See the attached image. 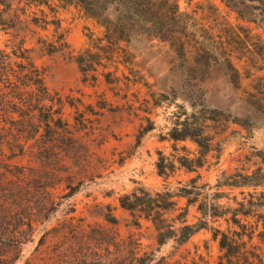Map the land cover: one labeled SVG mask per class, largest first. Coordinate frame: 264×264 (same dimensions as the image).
I'll return each mask as SVG.
<instances>
[{"label":"rangeland","instance_id":"374dc122","mask_svg":"<svg viewBox=\"0 0 264 264\" xmlns=\"http://www.w3.org/2000/svg\"><path fill=\"white\" fill-rule=\"evenodd\" d=\"M176 1L184 55L143 30L107 46L104 27L75 3L6 0L14 26L0 30V49L29 50L61 100V123L40 125L35 111L14 124L17 113L0 111V264H132L133 251L149 264H217L213 229L232 234L241 226L264 248V26L220 0ZM108 14L115 18L112 8ZM200 53L208 66L196 65ZM79 54L99 55L101 64L83 74ZM186 117L203 125L211 149L197 172L178 169L164 179L158 151L197 154L191 140L167 136ZM197 173L208 192L221 193L223 215L180 246L172 239L158 245L152 222L141 217L135 224L118 204L138 184L174 188ZM238 174L258 185L216 189L218 181H241ZM185 205L178 198L167 217ZM199 217L195 205L187 206V222Z\"/></svg>","mask_w":264,"mask_h":264},{"label":"trees","instance_id":"16d2710c","mask_svg":"<svg viewBox=\"0 0 264 264\" xmlns=\"http://www.w3.org/2000/svg\"><path fill=\"white\" fill-rule=\"evenodd\" d=\"M60 1L75 3L86 15L101 24L104 27V34L100 40H105L107 46L116 45L121 41L128 42L133 32L137 34L143 30L149 36L167 40L178 54L184 55L187 41L177 36L178 30L176 29L180 27L178 19L180 13L176 0ZM220 1L234 10L240 18L254 23L260 22L264 26V7L255 3L264 2V0ZM111 8L115 12V18L108 14ZM9 10L10 4L6 0H0V30H8L14 26V19L9 15ZM99 49L104 50L105 47L102 46ZM199 50L206 54L207 50L204 47H199ZM28 52V49L20 46L11 53L0 49V111L3 114L17 113L20 119L13 120L14 124L28 122L34 116V112L38 111L42 116H39L38 124L41 125L43 122L46 127H49L52 122L59 125L61 120L55 118V114L60 111L61 100L59 98L55 100L52 97L45 84L43 72L33 64ZM12 56L20 58L21 62H15ZM98 56L94 54H90L89 58H84L81 54L76 56V62L83 74L95 70V65L101 64V57ZM201 57L203 58L201 53L195 57L196 65L208 66L209 58L202 60ZM93 80H95L94 77ZM106 81H110L109 78H106ZM149 129L151 127L145 128L144 131ZM203 129L201 123L197 120H190L189 117L174 122V126L167 132L168 138L172 141L191 140L196 146L197 154L190 157L189 151L183 148L185 154L172 155L170 158L158 151L156 170L159 176L168 179L178 169L197 172L204 165L207 153L211 149V142ZM173 149H177L175 145ZM238 175L242 178L241 181H218L215 184L216 189L221 186L258 185L252 182V175ZM200 179L201 175L197 173L185 183L178 181L174 188L165 184L162 188L153 189L138 184L130 192L120 195L118 204L122 209L129 211L132 216H136L135 224H138V219L141 217L152 222L157 232L158 245L172 239L177 246H180L200 229L208 228L209 218L216 219L223 215L220 210L221 206L218 204L221 193L208 192V183L200 182ZM178 198H185L186 205L179 208L175 216L168 218L169 213L177 210ZM189 205H195L200 213V217L193 223L186 220ZM232 220L238 223L235 213L232 215ZM111 221L114 222L116 219L112 217ZM28 227L33 230L31 224ZM241 228L242 231H233L232 234L218 228L213 229L212 237L217 240L221 250L217 264H264V248H261L259 243L252 242V231L247 232L245 226ZM17 229L18 232L21 231L19 226ZM244 236L247 240L243 239ZM260 241L264 243L263 239ZM133 255L132 264H149V258L137 256L135 251Z\"/></svg>","mask_w":264,"mask_h":264}]
</instances>
